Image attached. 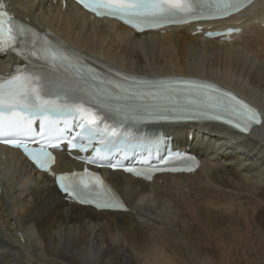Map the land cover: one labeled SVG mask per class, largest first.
<instances>
[{
	"label": "bare ground",
	"instance_id": "1",
	"mask_svg": "<svg viewBox=\"0 0 264 264\" xmlns=\"http://www.w3.org/2000/svg\"><path fill=\"white\" fill-rule=\"evenodd\" d=\"M17 2L11 0L16 10L27 12L24 19L35 18L31 24L106 69L207 79L264 112V67L251 66L257 64L254 58L252 62L238 47L264 60V0H254L232 19L214 24L224 29L238 23L241 32L228 42L205 39L202 31L193 34L194 25L141 35L113 21L92 20L70 2L64 10L49 0ZM165 135L172 149L197 155L201 166L194 173L160 175L152 182L108 172L107 180L128 212L66 202L52 177L37 173L16 151L0 147V264H239L247 258V240H252L247 219L253 210L247 211V204L251 200L264 206V185L256 186L264 176L249 164L260 153L264 161V123L248 135L215 124L165 129ZM54 168L65 172L82 164L61 150ZM236 205L240 212L232 214Z\"/></svg>",
	"mask_w": 264,
	"mask_h": 264
},
{
	"label": "snow or ice",
	"instance_id": "2",
	"mask_svg": "<svg viewBox=\"0 0 264 264\" xmlns=\"http://www.w3.org/2000/svg\"><path fill=\"white\" fill-rule=\"evenodd\" d=\"M252 0H77L97 17H110L137 31L168 25L217 21L239 13ZM213 35L211 31L207 33ZM231 34V33H229ZM0 52L18 58L0 77V143L20 150L36 169L51 175L69 200L97 209H125L105 180L89 168L55 171L54 151L66 145L101 165L117 154L141 157L132 164L110 161L151 180L158 172H192L198 161L188 153L161 156L159 136L150 124L212 122L249 133L264 123L258 112L229 91L207 82L168 78L151 80L120 72L105 74L58 38L17 20L0 0ZM178 165V166H176Z\"/></svg>",
	"mask_w": 264,
	"mask_h": 264
},
{
	"label": "rangeland",
	"instance_id": "3",
	"mask_svg": "<svg viewBox=\"0 0 264 264\" xmlns=\"http://www.w3.org/2000/svg\"><path fill=\"white\" fill-rule=\"evenodd\" d=\"M259 3H260V1H259ZM263 5V3H261V4H258V6H257V8H259V7H261ZM263 9H264V7H263ZM241 50H244L247 54H248V56H249V58L252 60V58H254V60L256 61V63L257 64H255V62H253L254 60H252V64H251V62H250V60H249V62H250V65L251 66H256V65H260V66H263L264 67V60L263 59H261V57L260 56H257V55H255L254 54V52H252V51H250V50H245V48H244V46H238ZM201 56H202V54L200 53V54H198V58L200 59L201 58ZM193 60V56L192 57H190V61H192ZM253 68V67H252ZM255 68V67H254ZM253 68V69H254ZM235 81L236 80H238V79H236V77H235V79H234ZM261 90H263V88L261 89ZM261 92H264V91H261ZM263 101H264V96H263ZM263 104H264V102H262ZM199 139H201L200 137H199ZM212 144V143H211ZM213 147H215V149H217V150H220V148H221V146L219 145V144H213ZM221 151V150H220ZM262 153H260V159H256V160H253V162L252 161H249L250 163L249 164H253V165H250V166H254V165H256L257 166V169L258 168H260V171H258V174H260V175H262V176H264V161H262V159H261V157L263 156V155H261ZM256 172V171H255ZM251 176H253V175H249L248 177H250L251 179H256V176H253V177H251ZM260 180L262 181L261 183H259V184H256V186H263L264 185V179H262V178H260ZM251 201V200H250ZM248 202V208L246 209L247 211H251V207H253V210L251 211V212H254L253 214L251 213L250 214V211H249V213L245 210V209H242V211L245 213V214H249L250 216L252 215V217L250 218L249 217V215L247 214V217H249V219H247L248 220V223H247V233L250 231V230H252L251 232H249L250 234H254V232L256 231V232H260V234H258L259 235V237H257V233H256V237H253V235L251 236L249 233H248V236L249 237H251V239L252 240H247V258H242L241 260H240V262H239V264L241 263V264H264V249H263V247H264V241H262V239L264 240V235H263V233H264V206H260L261 204L258 202V201H255V202H253L252 203V201L251 202ZM249 203H251V204H249ZM254 203H255V205H254ZM257 203H259V204H257ZM254 206H253V205ZM250 205V206H249ZM252 205V206H251ZM260 206V207H259ZM259 207V208H258ZM240 208V205H239V207H238V205H236L235 206V210H234V212L232 211V214H234L235 212L238 214L239 212H240V210H236V209H239ZM249 208H251V209H249ZM260 208H261V210H260ZM249 209V210H248ZM256 209V210H255ZM245 210V211H244ZM258 210V211H257ZM261 211V212H260ZM261 213L260 215H262V218H261V216L259 215V213ZM235 213V214H236ZM205 214H203V217H205L204 216ZM259 215V216H258ZM206 219H207V221L208 222H213L214 221V219H212V218H210V217H206ZM252 219H255V220H252ZM232 220V219H231ZM236 220V218L233 220V221H235ZM237 220H239V219H237ZM240 221V220H239ZM241 221H245L246 222V220H241ZM252 221H255V222H252ZM262 225L263 224V226H262V228H261V225H259V223ZM250 222V223H249ZM254 224H255V226H254ZM254 226V228L252 227V226ZM257 225V226H256ZM249 226H251V227H249ZM260 226V227H259ZM249 227V228H248ZM260 230H263V232L262 231H260ZM262 234V237L263 238H261V240H259L258 238H260L261 235ZM253 238H256L257 239V241L259 240V242H256V240H254L253 241ZM249 241V242H248ZM253 241V242H252ZM250 242H252V243H250ZM261 242V243H260ZM248 243H250V244H248ZM260 244V246H259V244ZM258 244V245H257ZM256 245H257V247H256ZM254 247V248H253ZM262 255V256H261ZM255 256H256V258H255ZM258 258V259H257ZM259 258H262V259H259ZM262 260V261H261Z\"/></svg>",
	"mask_w": 264,
	"mask_h": 264
}]
</instances>
